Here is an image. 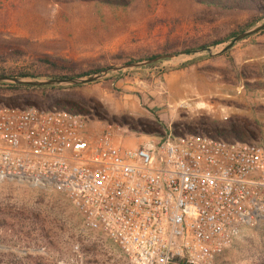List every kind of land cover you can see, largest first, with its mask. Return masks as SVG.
I'll use <instances>...</instances> for the list:
<instances>
[{
	"label": "rangeland",
	"instance_id": "374dc122",
	"mask_svg": "<svg viewBox=\"0 0 264 264\" xmlns=\"http://www.w3.org/2000/svg\"><path fill=\"white\" fill-rule=\"evenodd\" d=\"M263 19L264 0H0V73L42 80L214 49ZM195 62L178 69L166 60L75 88H1L0 104L70 105L118 131L234 129L264 145V32ZM138 100L153 110L147 119L126 113ZM161 138L118 134L121 148ZM0 246L10 249L0 250V264H128L102 233L84 229L64 195L38 184L0 181ZM209 264H264V223L242 229Z\"/></svg>",
	"mask_w": 264,
	"mask_h": 264
},
{
	"label": "built area",
	"instance_id": "2783aa9c",
	"mask_svg": "<svg viewBox=\"0 0 264 264\" xmlns=\"http://www.w3.org/2000/svg\"><path fill=\"white\" fill-rule=\"evenodd\" d=\"M90 121L70 105L0 104V181L64 195L128 264H209L264 223L263 144L196 127L121 148L116 125Z\"/></svg>",
	"mask_w": 264,
	"mask_h": 264
},
{
	"label": "water",
	"instance_id": "95a60500",
	"mask_svg": "<svg viewBox=\"0 0 264 264\" xmlns=\"http://www.w3.org/2000/svg\"><path fill=\"white\" fill-rule=\"evenodd\" d=\"M263 30H264V19L260 23L252 26L251 28L237 34L230 41L222 44L220 47L214 49L207 48L205 50H198L189 53H182V54L172 53V54L159 55L142 61L127 62L116 66H111L101 71L80 77H56V78L38 80L29 77L0 76V84L31 87V88H75V87L99 82L107 78L110 74H118L127 71L139 70L142 68L153 66L156 63H160L166 60L170 61L171 64L174 66L177 65L181 66L189 62L197 61L202 56L215 58L225 54L239 42L254 35H257ZM152 135H157L163 138L165 134L164 132H161ZM22 183L25 182H21V181L17 182V184H21V185ZM26 184L30 185V183H26ZM0 250L8 251L10 249L0 246ZM14 251L22 255L26 254V251H22V250H14Z\"/></svg>",
	"mask_w": 264,
	"mask_h": 264
},
{
	"label": "crops",
	"instance_id": "0c3cea01",
	"mask_svg": "<svg viewBox=\"0 0 264 264\" xmlns=\"http://www.w3.org/2000/svg\"><path fill=\"white\" fill-rule=\"evenodd\" d=\"M96 87H100V84L98 86H96ZM86 92L87 93H91V90H87ZM92 92H93V90H92ZM130 111H132L131 113H134L136 115V117L137 116L138 117L139 116H143L144 118L148 117L147 115H150V112H153V110L149 106L147 108L143 109L141 107V105H140L139 100L136 103L133 102L132 110L127 109L126 113H129ZM159 120L162 121L160 117H159ZM142 124L143 123H139L138 126H134L133 128H130V129L127 126H124V127L122 126L119 129V132H117V134H136V135L145 134V135H152V134H158V133L164 132V131H161V130H159L157 128H155L153 130L145 129V128L142 127ZM104 128L105 127L100 126L99 124L96 125L95 123H93L91 121L87 124V127H86L87 131L88 132H92V133H99V132L103 131ZM164 134H167V132H164ZM128 148H139V147L137 145H133V147H128Z\"/></svg>",
	"mask_w": 264,
	"mask_h": 264
},
{
	"label": "trees",
	"instance_id": "16d2710c",
	"mask_svg": "<svg viewBox=\"0 0 264 264\" xmlns=\"http://www.w3.org/2000/svg\"><path fill=\"white\" fill-rule=\"evenodd\" d=\"M201 2L203 3H206V4H209V5H214L215 4V1L216 0H200ZM264 30L260 33H263ZM237 34H232L231 37H235ZM227 39L225 40H220V41H217L215 42L214 44L212 45H217V44H220L222 43L223 41H226ZM211 45V46H212ZM205 46H200L198 49L199 50H204ZM186 53H189V52H186ZM153 58V57H151ZM196 62H189V63H186V64H183L181 65L180 67H178V69L180 68H183V67H186L188 65H193L195 64ZM151 67V66H150ZM103 68H100V67H96L95 69H92V70H89L87 72H83V73H79L77 75L75 74H72V75H62V76H53L51 78H55V77H80V76H85L87 74H91V73H94V72H98L100 70H102ZM0 76H8V75H5L3 73H0ZM13 76V75H11ZM16 76H19V77H29V78H34V75L32 74H27V73H20V74H17ZM1 88H5V89H9V90H25V91H28V90H56L57 88H31V87H21V86H12V85H4V84H0V89Z\"/></svg>",
	"mask_w": 264,
	"mask_h": 264
},
{
	"label": "bare ground",
	"instance_id": "6f19581e",
	"mask_svg": "<svg viewBox=\"0 0 264 264\" xmlns=\"http://www.w3.org/2000/svg\"><path fill=\"white\" fill-rule=\"evenodd\" d=\"M175 87H173L172 89H174ZM178 91H179V89H178ZM178 91H176L175 93L176 94H179V92ZM206 91V90H205ZM183 92V91H182ZM181 93V92H180ZM211 93V92H210ZM188 94V93H187ZM189 95V94H188ZM186 97H188V96H186ZM190 97V96H189ZM22 179H24V178H22ZM1 181H6V180H1ZM9 181H11V180H9ZM23 184H26V183H23ZM30 184H36L35 182H32V183H30ZM39 185V184H38Z\"/></svg>",
	"mask_w": 264,
	"mask_h": 264
}]
</instances>
